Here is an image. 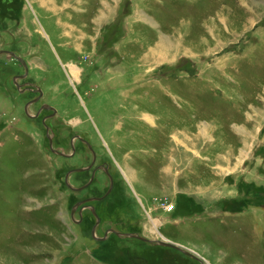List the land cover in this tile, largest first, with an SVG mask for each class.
Instances as JSON below:
<instances>
[{"label": "rangeland", "instance_id": "rangeland-1", "mask_svg": "<svg viewBox=\"0 0 264 264\" xmlns=\"http://www.w3.org/2000/svg\"><path fill=\"white\" fill-rule=\"evenodd\" d=\"M42 2L0 0V264H264V0ZM110 182L155 245L72 223Z\"/></svg>", "mask_w": 264, "mask_h": 264}, {"label": "flooded vegetation", "instance_id": "flooded-vegetation-1", "mask_svg": "<svg viewBox=\"0 0 264 264\" xmlns=\"http://www.w3.org/2000/svg\"><path fill=\"white\" fill-rule=\"evenodd\" d=\"M4 53L11 55V53H13V52H10L9 50L8 51H5V50L0 51V54H4ZM11 56L14 57L13 55H11ZM25 70H26V72L28 74V69L25 68ZM62 80H63L64 84H67L68 81L70 82V80H66V79H62ZM21 91L23 93L32 92L33 91V94H36V97L32 99L31 103H33V104L35 102L36 103H40V107H42V109L39 111L37 116L36 115L34 116L35 119H38V117H40V114L43 113L42 112L43 110L49 111V113H46V114L43 113L41 121H42L43 127H45V131L48 133V136L50 137V133L53 132V131H52V129H50L51 125H49L48 123H49V121H52L53 119L59 117L58 110L56 109L55 106H53L52 104H49L48 102H44V101L41 102L42 100H44L46 98V92H45V90L43 88L42 89L39 88V85H37V86L35 85L34 87L33 86H31V87L27 86V89L25 88V91L23 90V88H22ZM53 91L56 93L57 90L56 91L53 90ZM69 96L72 97L71 99H74V91H72V93H70ZM52 137L53 138L55 137L54 133H53V135L50 138L51 140H49V142L51 141V143H54V139ZM77 142H81L82 144H85L89 148V150L90 151L92 150L91 152H93V149H92V146H91V143H90L89 140H87L83 136L74 135V137L71 139V142H70V144L72 145V152H74V155H73L74 158L77 156V153H78V146L76 144ZM51 151L53 153H56L57 155L61 154L60 152L55 151L54 148L51 149ZM91 166H92V168H90L88 170V172H90L93 168H95L94 172H92V174H94V173H97L95 171H98V169H101L107 174V176L109 177V179L111 181V178H112L111 175L112 174L110 172V167L108 165L97 166L96 167V161H95V162H93V164ZM78 173L81 174V173H86V172L84 171V172H78ZM94 180H92L93 182H91V185H92V183H94ZM89 183H90V181H89ZM114 188H115L114 185H112V182H110L109 189L103 196H93V198L87 199V200H90V201H87V202H85L86 199L84 201L83 200L78 201L77 202L78 204H77V206L75 208V209H77V211L75 210L76 211L75 214H74V206H73V210H72L73 211V215L71 214L72 223H76L77 226L79 224H84L86 218L84 217L83 214H84L85 211H89L91 216L95 219V225L93 226V228L96 227L95 231H93V233H92V237H93V239H95L99 243L100 242H104L105 240H108L111 236H116V237L122 238V239L123 238H125V239H138V238H136V236L139 235L138 237L143 238L140 234L137 233V231L130 230L129 229L130 225L127 228L128 219H127L126 216H122L121 218H119V220L115 219L110 226H107L105 228V230L103 231V235L102 236L99 237L97 235L98 234V229L101 227V225L103 223V218H102L98 208L93 203L99 202V201H104L105 199H107L111 195V193L113 192ZM94 200H98V201H94ZM76 216L78 217L77 219L75 218ZM89 217L90 216H87V218H89ZM115 227L118 230H116ZM94 232L96 233V235H94ZM133 234H136V235H133ZM140 241H142L143 243H148L150 245H152V244L155 245L154 242H152L150 239H147V238H144V240H140ZM93 250H95L97 252L98 257H101V255H104L103 254L104 252L101 249H93Z\"/></svg>", "mask_w": 264, "mask_h": 264}, {"label": "water", "instance_id": "water-1", "mask_svg": "<svg viewBox=\"0 0 264 264\" xmlns=\"http://www.w3.org/2000/svg\"><path fill=\"white\" fill-rule=\"evenodd\" d=\"M11 55H13L16 59H18L22 63V65L27 69V65H26L25 61L21 57H17L14 53H11ZM89 169L90 168H88L87 170H89ZM75 171L76 172H83L85 170L84 169H77ZM92 180H93V178H92ZM92 180L90 181L89 184H87V185H85V186H83V187H81V188H79L77 190L78 191L84 190L85 188H87L91 184ZM87 201H90V200H87ZM87 201H85V202H87ZM136 238H140V237L136 236ZM140 239L141 240H144V238H140ZM159 244L164 245V246H167V247H172V248H176V249H180L181 250L180 247H178L177 245H174V244L166 243V242H163V241L159 242Z\"/></svg>", "mask_w": 264, "mask_h": 264}, {"label": "bare ground", "instance_id": "bare-ground-1", "mask_svg": "<svg viewBox=\"0 0 264 264\" xmlns=\"http://www.w3.org/2000/svg\"><path fill=\"white\" fill-rule=\"evenodd\" d=\"M45 1H47V3L50 2V0H44V2H45ZM44 2H42V3L44 4ZM45 3H46V2H45ZM44 8H45V7H44ZM154 222H155V221H154ZM153 225H156V224L154 223ZM138 239H140V238H138ZM164 239H165L164 241H165L166 243H168V242H167V239H166V238H164Z\"/></svg>", "mask_w": 264, "mask_h": 264}]
</instances>
